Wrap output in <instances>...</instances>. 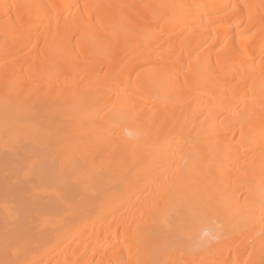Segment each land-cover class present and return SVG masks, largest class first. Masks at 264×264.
<instances>
[{
    "label": "bare ground",
    "instance_id": "bare-ground-1",
    "mask_svg": "<svg viewBox=\"0 0 264 264\" xmlns=\"http://www.w3.org/2000/svg\"><path fill=\"white\" fill-rule=\"evenodd\" d=\"M6 160L0 264H264V0H0Z\"/></svg>",
    "mask_w": 264,
    "mask_h": 264
},
{
    "label": "rangeland",
    "instance_id": "rangeland-1",
    "mask_svg": "<svg viewBox=\"0 0 264 264\" xmlns=\"http://www.w3.org/2000/svg\"><path fill=\"white\" fill-rule=\"evenodd\" d=\"M8 134H12V133L10 132ZM7 135L5 137H8ZM4 139H6V138H4ZM13 139H16V136L15 135L8 137L5 140V142L6 143H9ZM45 150L46 149L43 148V151L44 152H45ZM44 157H45V155H43V156H41L39 158L41 160L40 162L42 164H45V162H47V159H48V158H44ZM6 161H4V162L0 161V172H1L0 173V248H1V245L4 247L5 244H7V245H9V243H10V245L11 244H14L15 237L16 236H19L22 233V231L24 232V231H26L27 228L30 227V226L26 225V222L28 224V222L33 221L34 219H37V217H35L34 215H32L30 213V211L28 209H26L24 206H19V205L16 204V208H15V205L14 204H13L14 206H12L11 202L10 203L8 202L9 200H11V198H14V203L15 202L17 203V201H18V203H20V202L23 203L24 202L26 204V206H29V201L27 202L25 200V198H24V195H26L25 190L27 189L26 187H24V185H28L29 182H26L27 179H19L21 177L19 175V173L17 172V173H15L16 174L15 175L13 171H16V170L13 169L14 167L11 169V166H13V164L11 163V161H9V160L7 162ZM6 164L7 165L10 164V166L9 165L7 166ZM18 176H20V177H18ZM38 178L42 179L43 177H39L38 176ZM14 179H17V180H14ZM28 180H31L32 182H35L36 181L35 178H31V179H28ZM64 197L70 198V195L65 194ZM6 199H7V201H4ZM6 202L8 203V205H7ZM5 204H6V206H5ZM10 204H11L12 207L10 206ZM1 206H4L5 209L2 210L3 207L1 208ZM6 207H8V208H6ZM12 208H13L14 211H11ZM5 210H6V213L7 214L4 212ZM2 213H4V215ZM15 214L17 216H15ZM6 216H8V217H6ZM10 216L12 218H10ZM7 219L9 220V223L11 225H8L9 223H8V220ZM16 222L19 225V227H18L19 228L18 229L19 232L16 229L17 227L15 226L16 225ZM13 224H14L15 227L13 226ZM12 227H14L16 229L15 230L13 228L15 230L13 232H12V229H11ZM8 228H10V230ZM16 232H18V233H16ZM12 238H14L13 239L14 240L13 242H11L12 241ZM3 241H5V244H4Z\"/></svg>",
    "mask_w": 264,
    "mask_h": 264
}]
</instances>
